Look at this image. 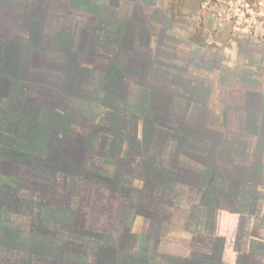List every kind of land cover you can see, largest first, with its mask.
Segmentation results:
<instances>
[{
    "label": "crops",
    "instance_id": "0c3cea01",
    "mask_svg": "<svg viewBox=\"0 0 264 264\" xmlns=\"http://www.w3.org/2000/svg\"><path fill=\"white\" fill-rule=\"evenodd\" d=\"M33 2L36 10L38 0ZM73 5L74 2L61 3L54 0L48 5L49 14L44 16L45 13H42L41 18L29 16L30 6L28 5L22 22L19 21V16H13V19L4 17L0 20V119L8 117V107H11L12 111H16L12 115L15 114L21 120H29L30 125H33L29 127L30 129L20 130L19 135L21 142L18 143L21 149L19 151L22 154L35 153V159L28 162L26 172L30 175L35 173L38 178L40 176L36 174L45 173L48 175L50 173L51 177H47L48 182L45 183L47 189L52 187L55 179L47 168L49 165H46V161L42 158L41 160L36 158L41 157L36 153L43 151V154L48 148L47 145L59 138L58 131L53 130V127L62 122L63 124L65 122L64 125H68L66 121L68 117H71L67 116L68 113L86 108L80 109L76 106L89 104L85 89H87L86 81L91 80L95 84L93 92L96 93L100 103L106 99V92H112V97H115L114 93L125 96L123 103L127 105L126 110L124 109L119 114L105 113L103 110L102 114L111 115V117L116 115L123 122L130 123L135 129L132 138L134 137L136 142L144 141L147 137V146L142 145L144 149L155 157H161L163 154L164 160L153 162L158 165L164 162L162 167L156 168H163L167 162H170V165L174 164L176 168L179 166L181 169L185 168L201 174L205 172L208 177L206 182L209 186L226 183L233 175V177L237 176V180L240 179L243 184L246 183L247 180H243L241 177L244 176L242 170L245 169V165L242 164L247 158L239 154H244L246 149L254 146L247 143L245 125L240 123L237 127L232 123L240 115L237 111H231L232 108H237L236 103L229 99L228 94L225 99L219 97L218 106H221L222 110L217 111L216 107L209 106V99L208 101L204 100L205 98L200 99L193 90L200 86L203 89L205 87L212 88L215 83V79L212 78L214 75L211 78L202 77L201 74L194 75L193 68L191 69L193 60L186 59L188 63L184 66L169 65V61L164 58L174 55L178 58V54L175 53L178 46L177 37L168 33L165 27H162V32H151V29H155L153 27L156 26L157 18L149 15H135L133 18L120 17L119 20L123 28L128 27L131 30L128 33L118 32L111 36L100 33L98 40L94 38V35L91 38L84 33L87 28H83L81 35H73V32L69 31V25L74 22L71 15ZM59 10H61V14L58 12ZM7 21L15 26H26L25 29L29 30L30 36L28 42H35L37 45L41 43V49L38 50L41 55L45 53V46H47L52 54L50 59L55 60H47L37 65L36 61L34 62L31 58L32 54L27 51L22 53L16 49L18 51L15 54V59H20L22 62L19 56L21 54L25 60L30 58L33 63L28 64L27 62L26 65H23L22 62L16 71L10 66L12 61L7 57L8 48L14 50L10 45L11 41L8 44V40L21 39L22 36L18 32H15L16 39H12L10 34L8 36ZM45 24L47 27L49 25V30L52 32L44 33L41 27ZM36 28H41L43 33L38 32ZM86 40L89 41L85 43ZM112 44L116 47L115 49L109 48ZM76 56H83L79 63L76 61ZM84 56L86 60L94 61L96 64L93 67L85 66L83 64ZM194 56L199 60L198 65H200L196 64L198 71H205L209 66L216 65V59L206 52H197ZM209 58L213 60V64L209 62ZM228 67L227 69H230V66ZM39 69L45 70L46 73L39 74ZM188 70L190 71L188 72ZM206 70L209 73H214L209 69ZM116 71L118 72L113 75L112 73ZM61 73L64 74L62 79H60ZM193 80L196 82L195 85ZM221 80V93L225 95V82H228V76H222ZM191 106H193V110L190 109ZM49 108L51 109L49 110ZM62 118L65 119L62 120ZM148 121L150 126L145 132V122ZM232 127L235 130H240L239 132L242 134L240 135L236 131L233 133ZM73 129L72 135L68 139L60 135L61 140L57 142L58 145H62L64 152L61 155L63 158L66 154V159L82 156L83 160V156L89 155L90 152L103 156L106 155L104 151L106 153L110 151L112 144L103 140L100 145L98 142L95 143L94 138L95 144L93 143L94 145L91 146L92 150L91 148L87 149L85 145H82L83 141L87 139V130L81 131L84 129L82 127ZM124 129L128 130L129 124L127 127L125 124ZM263 135L264 129L261 136ZM0 144L2 143L0 142ZM29 144H34V149ZM66 146L67 149H65ZM83 148L86 149L85 152ZM100 150L102 153L99 152ZM232 153L236 155H232ZM183 154L185 157L182 156ZM241 160L244 163H240ZM3 162L8 161H0V167L6 166ZM71 163L73 162L68 161L64 164L67 166ZM114 168L123 169V166L117 162ZM146 175L147 173H143V176ZM23 176L24 182L20 190L29 188L24 173ZM5 178L7 177L0 175V180ZM196 178L200 180L197 175ZM220 178L223 180L218 181ZM35 181L36 179L31 181L34 187L37 186ZM12 183L16 184L13 180ZM197 183L196 181L189 184L196 185ZM137 184L141 188L144 181H139ZM187 186V183L180 185L181 193L178 196V183H176L175 193L168 194V196L164 194L151 196L154 198L148 202L137 200V207L127 195L96 186L92 188L93 193L79 199L76 208H72V205L68 203L70 200L65 199L72 197L64 196V194L61 195L62 199H58V195H53L54 191H50L46 196L36 195L30 200V207L26 208V202L23 201L29 200L23 199L20 192H16L7 199V201L14 202L13 206L5 209L0 208V216H5V213L10 216L4 222L0 221V264H208L210 257L206 252H194L198 248H194L195 240L192 230L180 224L179 228L176 227L167 233L164 228L162 231L161 226L148 220L151 216L158 218L171 214L172 217L176 216L178 208L182 213L184 212V217L187 218L195 214L192 213L193 208L190 204L186 207H189L188 209H183V201L194 202L195 206L201 201L213 202L217 197L224 195L199 187ZM16 188L19 191V187L8 186L12 192L16 191ZM256 193V198L260 201L262 198L259 197V192ZM144 197L150 198V195L145 194ZM221 197L219 199L224 201L225 197ZM241 199L239 198L238 201ZM65 203L70 206L65 210L68 218L67 226L62 225L61 232L65 230L63 233L67 231L73 234L78 233L77 240H68L66 236L59 235V230L54 232L53 229L52 231L50 229L55 226L54 224L63 221L62 219L55 221V217H57L55 214L59 213L58 210L64 211L63 204ZM154 205H156V209H154ZM128 207L130 209H126ZM230 208L211 206L210 211L216 219L218 236L224 241L222 263L237 264L241 258L245 259L248 256L246 252V247L250 242L246 234L248 230H255L258 236L264 232L262 227L260 229L256 227L254 211L251 212V209L243 211L241 205L240 208L236 205L233 209ZM136 209L139 211L135 214L134 210ZM125 210H129L130 214L129 216L125 215L124 221L122 219L124 217L120 216V213ZM195 211L206 213L203 208H198ZM131 212L133 213L131 214ZM261 212L263 209L260 207L258 215H261ZM12 216L26 219L12 220ZM244 218L246 219L244 220ZM39 219L46 220L51 227L42 229L45 226L34 223ZM68 221L70 224L67 223ZM249 222L250 226L247 228ZM44 231L46 233H43ZM88 234H95L97 241L94 243L88 241ZM234 234L235 238L231 239ZM128 236L133 241L127 240ZM142 236L148 241H142L143 250L139 253L135 240ZM228 241L233 242L234 250H229ZM241 245L243 252H237L235 246L240 247ZM149 248L153 249L149 251ZM249 258L256 257L249 256ZM261 260L264 264V259Z\"/></svg>",
    "mask_w": 264,
    "mask_h": 264
},
{
    "label": "rangeland",
    "instance_id": "374dc122",
    "mask_svg": "<svg viewBox=\"0 0 264 264\" xmlns=\"http://www.w3.org/2000/svg\"><path fill=\"white\" fill-rule=\"evenodd\" d=\"M33 1L34 0H0V20L4 17L13 19V16H19V21L22 22L26 15V6L28 5L30 6L28 9L29 16L32 15L41 18L43 14L39 7H41L42 4L38 1V8L35 10V3ZM73 1L74 5L71 9V15L74 19V22L69 25V31L73 32V35H81L84 30L83 28H87L84 30V33L88 34V36H91V38L94 35L95 37H93L95 39L97 38L98 40L100 33L109 34L110 36L116 35L118 32L128 33L131 32V30H129L128 27L125 28L126 30L123 28L119 20L120 17L126 18L127 16H129L133 18L135 15H149L157 18H155L157 20L156 26L153 27V29H155H151V32H162V27H165L167 28L168 33L170 32L177 37L178 46L175 53L178 54V58L176 57V55L165 57L164 60L167 59L169 61V65L184 66L188 63L187 60H193L191 61V69L193 68L194 75L201 74L202 77L209 78L214 75V77L212 78L215 79V83L212 88L205 87V89H203V87L200 86L201 88L196 87L193 90L200 99L205 98L204 100L206 101H208L209 99V106L213 108L216 107L217 111L222 110L221 106H218L219 97H221V99H225L227 98L226 95L228 94L229 99L236 103L237 108L234 107L235 109L232 108L231 111H237L240 115H238V117L234 119L235 122L233 120L232 123L237 127H239L238 125H240V123L245 125V136L248 140L247 143L249 145L253 144L254 146L253 148L246 149V152L244 154H239L247 158L245 163L242 160L239 161L240 163H244L242 165H245V169L242 170L244 176L241 177V179L247 180L245 185L249 187V192L251 194H253L254 191L259 192V197L262 198L259 201V208L261 207L263 209L260 218L262 217L261 223H263L262 229L264 232V135L261 136L264 129V0ZM144 11L147 13H143ZM58 12H60V14L62 13L61 10H59ZM46 15L47 14H45L44 16ZM159 18L161 19L158 20ZM7 22L8 24H6V27L8 29V36L10 34V36L13 37L12 39H16L15 32H18L19 35L22 36L21 39L19 38L13 41L8 40V44L11 41L10 44H14L16 48L22 53H25L27 51L28 53L32 54L33 56L31 58L34 62L36 61L37 65L47 60H55L50 59L52 54H50L51 50H48L47 46H45L44 50L45 55L43 53L41 55L38 51L39 49H41L40 45H37L32 41L28 42L30 36L29 30L25 29L26 26H15L11 23L9 24V21ZM76 22H78L77 25H74ZM41 28L44 30V33L52 32V30H49V25L47 27V25L45 24ZM88 41L89 40H86L85 43ZM22 43L25 47H21L20 49V44ZM48 51L49 54H47ZM197 52H206L211 57L213 56V59H216V65L214 67L209 66V68H206L209 69V71H213L214 73H209L206 69L205 71H198V69L196 70L199 60L195 58L194 54ZM76 57V61L79 63L80 59L83 56ZM209 62L211 64L214 63L210 58ZM28 64L33 63L29 60ZM83 64L87 67H93L96 63L88 59L86 60L84 56ZM228 66H230V69H227L229 68ZM44 71L45 70L39 69L38 73L42 75L43 73H46ZM189 71L190 70H188V72ZM63 75V73L60 74V79L63 78ZM222 76H228V82H225V95L221 93L222 88L220 87V85L222 84ZM195 83L196 82L194 81L193 84L195 85ZM86 87L87 89L85 90H87V92L85 93H87V103L92 104L90 109H92L93 115L95 114L94 112L97 109V111L101 110V112H103V110L99 108L100 104L96 97V93L93 92L95 84H93L91 80H87ZM201 89H203L204 91H201ZM231 101H229L230 104ZM94 106H97V108H95ZM76 107L80 108L78 105ZM190 109L193 110V106H191ZM89 115L92 116L91 114ZM97 121L95 120V123ZM125 124L126 127L128 124L129 127L132 126L128 122H123V126H125ZM75 127L80 128L78 124H76L74 128ZM84 130L85 129L81 131ZM237 130L232 127L231 131L233 133H235L236 131L241 135L242 133L239 132L240 130ZM104 134L111 136L115 135L114 132H104ZM83 150L85 152L86 149L83 148ZM19 155L15 154L12 161L10 158L8 162H3L6 166L2 165L0 167V175L7 177L0 180V185L3 184L2 186H0V208L2 209L13 206L14 202L12 203L10 201H7V199L12 197V195L16 192H20L19 194L23 199L29 200L23 201L26 202V208L30 207V200H32L33 197H36V195L38 196V194L46 196L47 193H50V191H54L53 195H58V199H62L61 195L63 196L64 194V196L72 197H67L65 199L70 200L68 201V203L72 205V208H76L80 198L94 192L92 188L96 185L90 182L87 178L80 177V175L73 176V174H69L68 170L62 169L66 164H64L63 166L57 164L55 165V167H47L49 172L53 174L52 177L55 179L53 180L52 187H50V189H47L45 182H48L47 177H51L50 173L48 175H46L45 173L36 174L40 176L38 178L35 176V173L33 175H30L28 174V172H26L27 165L29 164L28 160L31 159L32 161V159H34L35 157V153L31 152V155L28 153H24L23 155H20V157ZM232 155L236 154L232 153ZM23 173L25 174V178L27 179V185L29 188H22L20 190V187L24 182ZM33 179H36V187H34L31 182ZM12 180L15 181L16 184H13ZM8 186L13 188L19 187V191L16 188V191L12 192L8 189ZM38 190L39 193H37ZM250 193H248L247 191V193L244 194L249 195ZM33 194H35V196H33ZM70 204H63L65 208L63 209L64 211L58 210L59 213L55 214L57 215V217H55V221L56 219L63 220L58 224H54L55 226L51 227L49 223L43 219H39V221L37 220L34 223L36 225L45 226L42 229H47L49 226L51 227V231L52 229L54 230V232L59 230V235L66 236L68 240H77L78 233L73 234L68 231L66 233H63L65 230L61 232L62 225L67 226L66 221L68 220V218L65 214V210L69 208ZM184 205L185 204H183L182 207L184 210H186L187 208H184ZM136 210H134L135 214L137 213ZM175 212L177 213V210ZM132 213L133 212H131V214ZM127 214L129 216V210H125L124 212L122 211L120 213V216L124 217V220L126 219L125 215ZM7 217L10 216L9 214L5 213V216H0V221L2 222L3 220L4 222ZM21 218L22 217H11L12 220L16 219L17 221H19V219ZM24 219L26 218H22V220ZM168 221L169 224L164 227V230L167 231V233L170 230L172 231L176 227L179 228L180 224H182V226L184 227V212L182 213L181 209L178 208L177 215L173 216ZM67 223L70 224V221H68ZM249 226L250 222L248 223L247 228H249ZM249 231L250 229L248 230V232ZM43 233L46 232L44 231ZM216 234L219 235V231H216ZM261 236H253L252 234H249L248 237H261V239H264V233H262ZM142 237L140 239L136 238L137 240H135V244H137L136 248L139 253L143 250L142 241H148L147 238H145L144 236ZM234 238L235 234L232 235L231 239ZM88 241L94 243L97 240H95V238H89ZM228 243L229 250H234L233 242L228 241ZM235 248L237 249V252H243L242 245L240 247L235 246ZM246 248L248 252L250 250L249 244ZM148 250L151 251L150 248Z\"/></svg>",
    "mask_w": 264,
    "mask_h": 264
},
{
    "label": "trees",
    "instance_id": "16d2710c",
    "mask_svg": "<svg viewBox=\"0 0 264 264\" xmlns=\"http://www.w3.org/2000/svg\"><path fill=\"white\" fill-rule=\"evenodd\" d=\"M42 6L39 7L42 11V13L49 14L48 12V5L50 2H53L54 0H38ZM59 2H74L73 0H58ZM72 12V11H71ZM44 14V15H45ZM123 26V25H122ZM38 32H42L41 28H36ZM40 43V42H39ZM13 46L14 50H10L8 48V54L7 57L11 59V64L13 68L17 71V68L21 66L20 64L23 62V65H26L27 62H29L30 58L28 60H25L24 57L19 54L22 62L20 59H15V54L18 50H16V46L14 44H10ZM41 45V43H40ZM22 47H25L22 43ZM116 48L115 46H110L109 48ZM21 49V47H20ZM2 51V50H1ZM20 51V50H19ZM3 52V51H2ZM11 52V53H10ZM21 52V51H20ZM118 71L112 73L113 75L117 73ZM90 74V73H87ZM106 99H104L103 102H99V108L104 110L105 113H120L124 109L126 110V104L123 103L125 101V96L121 95L120 93L115 94V97L111 96L110 92H106ZM92 104L80 106L86 107V109H81L79 111L75 110L76 112L72 111L67 114L68 120L66 123L68 125H64L63 122L60 124H56L55 127H53V130L58 131V139H56L55 142H51L48 144L47 150L42 152L36 153V155L46 161V165L48 164L50 167H55V165H64V163H67L68 161H72L70 165H65L62 169L68 170L69 174H73V176L80 175V177L87 178L90 182L94 183L97 187H100L102 189L106 190H113L115 192L122 193L124 195H127L131 198V202H134L135 206L137 207V200H142L144 202H148V200L154 198L151 196H156L158 194H164L165 196H168V194L175 193L176 183H178V196L180 195L181 191L179 189L181 184L187 183V187H199L201 189H207L209 191H214L216 193H222V195L225 200L222 201L219 199L220 197H217V199L212 201H201L199 204L194 206V202H190L189 200L183 201L184 208H186L189 204L193 208L192 213L195 215H191L187 218H185L184 224L185 228L192 230L194 235V248H198L194 250V252H203L207 253V255L210 257V261L208 264H224L222 263V251L224 246V241L221 237H219L216 234V219L213 216V213L210 211L211 206L212 207H222V208H228L233 209L235 205L240 208H243V211H246L245 209H251V212H253V217L255 218V223L257 228L263 227L262 217L260 218V215H258L259 212V200L256 198V191L251 194L249 192V187L243 184L242 181L239 179L237 180V176L231 178L226 183H221L219 185H213L209 186L207 185L208 177H206V173L203 172L197 173L191 170H186L185 168H178L174 167L173 165H170V162H167L166 166L163 168H156L164 164L160 163V165L153 163V162H159L160 160H164L163 154L161 157H155L153 154H150L144 147L142 146L145 144L147 146L148 138L146 137L144 141L136 142L135 138H132V134L134 132V127H129L128 130L124 129L123 121L121 119H118L116 115H101L102 112L95 110V114L93 115L92 109L90 107ZM97 108V106H94ZM11 107H8L7 115L8 117L5 119H0V161H9L11 158V161L13 159V156L16 155H23L19 150L20 145L18 143H21L19 141V135L20 130L29 128L33 126L30 125L29 120H21V118H17V116L13 113H16V111H12L10 109ZM78 108V107H77ZM14 109V108H13ZM51 108H49L50 110ZM91 114L92 116H90ZM65 118H62L64 120ZM95 120H99L95 123ZM78 124V126L84 128L87 130V139H85L82 143V145L90 149L92 145H94L96 142H98L100 145L103 142V140L108 141L112 146H110V151H104L106 155L101 156L99 153L95 155L92 152H88L89 155L83 156V160L81 157L77 158H70L66 159L65 157L61 155L63 153L62 145H58L57 142L61 140V136H65V139H68L69 136H71L72 131L74 130V126ZM150 122H145V132L149 129ZM30 125V126H29ZM30 129V128H29ZM128 131V132H126ZM104 132H114L115 135H106ZM126 132V133H125ZM31 133V131H30ZM95 139V143L93 142ZM102 140V141H101ZM94 143V144H93ZM24 144V143H23ZM47 144V143H46ZM105 144V143H104ZM25 145V144H24ZM34 149V144H29ZM28 145V147H29ZM44 147V146H43ZM46 147V146H45ZM67 149V146L66 148ZM101 149V148H100ZM92 150V148H91ZM47 151V152H46ZM102 153V150L99 151ZM27 154V153H25ZM28 154L31 155V152ZM19 155V157H20ZM100 155V158H99ZM185 157V155H182ZM32 157V156H31ZM35 159V158H34ZM177 159V158H176ZM170 160V159H169ZM172 160V159H171ZM181 160V159H180ZM31 161V159L28 160V162ZM119 162L120 166H123V169L121 168H114L116 163ZM153 163V164H152ZM162 167V166H161ZM143 173H147L146 176H143ZM196 175L200 178L198 180L196 178ZM183 178V179H182ZM207 178V179H206ZM226 179V178H225ZM223 179H219L218 181H221ZM139 181H144V185L139 187L140 185L137 184ZM198 182L196 185H191L189 183L191 182ZM250 193L249 195H245L244 193ZM146 192V193H144ZM128 193V194H127ZM145 194H149L150 198H145ZM154 194V195H152ZM217 194V195H218ZM219 196V195H218ZM239 198H242L238 201ZM257 199V201H256ZM157 200V199H156ZM162 202V201H161ZM164 203H167L164 201ZM169 203V201H168ZM243 203V204H239ZM259 203V204H258ZM179 204V202H178ZM213 204V205H212ZM139 208V207H138ZM189 208V207H188ZM187 208V209H188ZM205 209L206 213H203V211H200V213H197L196 209ZM255 208V210H254ZM126 209H130L129 207ZM150 209V208H149ZM154 209H156V205H154ZM153 210V209H150ZM137 211V210H136ZM139 211V210H138ZM137 211V212H138ZM202 212V213H201ZM170 215V214H169ZM172 218V214L170 216H163L162 218H158L157 216H151L148 220L155 223V225H159L163 228L168 225L169 221ZM123 219V218H122ZM160 219V220H159ZM246 218H244L245 220ZM247 234V237L249 234L255 236L256 231H249ZM88 238H95V234H88ZM127 240L131 241L132 239L130 236L127 237ZM250 242L249 247L250 250L247 252V257L241 258L237 264H263L261 259H264V239L256 238V237H249ZM249 256L256 257V258H249Z\"/></svg>",
    "mask_w": 264,
    "mask_h": 264
}]
</instances>
